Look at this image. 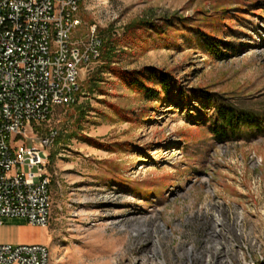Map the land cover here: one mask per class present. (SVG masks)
Instances as JSON below:
<instances>
[{"label": "rangeland", "instance_id": "obj_1", "mask_svg": "<svg viewBox=\"0 0 264 264\" xmlns=\"http://www.w3.org/2000/svg\"><path fill=\"white\" fill-rule=\"evenodd\" d=\"M79 17L74 39L89 40L95 27L101 56L82 73L77 101L32 129L57 131L49 224L3 217L0 241L46 244L52 264H216L213 244L186 243L214 195L230 219L242 218L230 234L242 244L220 254L222 264H264V0H83ZM143 19L153 26L129 28ZM199 31L220 38L225 58ZM145 71L166 73L171 91L149 99L131 87ZM221 103L256 113L261 132L215 140Z\"/></svg>", "mask_w": 264, "mask_h": 264}, {"label": "built area", "instance_id": "obj_2", "mask_svg": "<svg viewBox=\"0 0 264 264\" xmlns=\"http://www.w3.org/2000/svg\"><path fill=\"white\" fill-rule=\"evenodd\" d=\"M82 2L0 0V225L3 217L49 224L46 168L57 131L37 137L32 129L47 121L56 106L77 101L82 73L101 56L95 27L89 40L74 39ZM227 206L218 196L207 197L186 234L188 244H213L216 264H222L220 254L228 255L232 244H242L230 237L232 230L240 234L242 218L230 219ZM223 260L235 264L226 256ZM242 261L237 263L259 264L246 257ZM0 264H52L51 250L46 244H0Z\"/></svg>", "mask_w": 264, "mask_h": 264}, {"label": "trees", "instance_id": "obj_3", "mask_svg": "<svg viewBox=\"0 0 264 264\" xmlns=\"http://www.w3.org/2000/svg\"><path fill=\"white\" fill-rule=\"evenodd\" d=\"M184 22V19H181ZM153 22L148 19H143L139 22L132 24L129 28H144L153 26ZM202 32V31H199ZM201 40H204V46L212 51V54L217 55L220 58H225L227 51H222L216 42L220 41L217 36L211 35V33H205L204 31L200 36ZM213 38L215 41H209ZM105 48L104 60L111 61L113 54V41L111 38H106L103 42ZM130 86L139 92L143 93L149 99L158 98L162 93L167 94L171 91L170 79L166 73H163L156 80L151 75L145 72H139L130 79ZM147 82L153 85H158L160 90L155 86L147 85ZM210 102V100H208ZM213 115L216 118V125L211 128V133L215 140L220 143L227 142L234 137H239L243 134L245 128L254 129L260 131L261 122L259 116L247 109L237 108L232 104H215L213 107Z\"/></svg>", "mask_w": 264, "mask_h": 264}, {"label": "crops", "instance_id": "obj_4", "mask_svg": "<svg viewBox=\"0 0 264 264\" xmlns=\"http://www.w3.org/2000/svg\"><path fill=\"white\" fill-rule=\"evenodd\" d=\"M5 243L11 244V243H8V242H5V241H0V244H5Z\"/></svg>", "mask_w": 264, "mask_h": 264}]
</instances>
